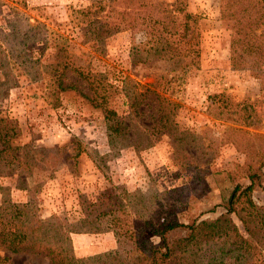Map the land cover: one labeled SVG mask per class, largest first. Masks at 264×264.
Masks as SVG:
<instances>
[{"label":"rangeland","instance_id":"obj_1","mask_svg":"<svg viewBox=\"0 0 264 264\" xmlns=\"http://www.w3.org/2000/svg\"><path fill=\"white\" fill-rule=\"evenodd\" d=\"M183 1L186 10L197 16L199 61L197 68L181 73L167 60L131 58L129 30L108 36L100 47L85 42L70 12L88 0H0L2 125L14 133L10 146L26 145L45 158H39L42 168L30 172L4 166L0 186L12 202H31L40 217L54 214L64 224L79 218L91 201L99 205L98 211L114 210L98 218L99 232L77 233L83 235L79 244L84 252H93L80 255L72 246L77 257L117 247L113 217H119V226L131 229L143 220L157 224L174 217L187 224L214 219L225 211L223 204L233 186L248 183L244 162L254 168L261 160L255 150L264 154V65L231 69L230 29L219 19L218 0ZM9 23L13 32L5 36ZM30 26L34 28L29 30ZM50 29L67 35V58L73 66H85L113 84L124 78L127 85L150 84L165 73L169 80L161 86L178 103L173 119L184 138L163 134L137 150L128 141L112 147L100 109L76 91H60L58 104L51 107L44 80L54 63V49L37 44ZM141 38L140 32L134 34V42ZM29 45L31 51L41 47V54L27 58ZM174 74L180 78H172ZM110 105L118 115L127 109L118 94ZM245 150L251 151L247 157ZM261 181L262 188H255L252 197L264 203V176ZM10 257L13 264H48L40 254Z\"/></svg>","mask_w":264,"mask_h":264},{"label":"trees","instance_id":"obj_2","mask_svg":"<svg viewBox=\"0 0 264 264\" xmlns=\"http://www.w3.org/2000/svg\"><path fill=\"white\" fill-rule=\"evenodd\" d=\"M70 13L74 26L82 28L85 42L91 41L97 47L108 36L129 30L131 58L167 60L181 69V73L198 66V20L186 10L183 0H88L87 5L73 8ZM218 15L229 24L230 68L262 67L264 0H218ZM12 32L9 23L5 36ZM137 32L142 38L134 42ZM25 37L23 43L29 39ZM37 44L54 49V63L49 64L48 77L44 80V95L50 106L58 104L60 91H76L92 107L100 109L110 146L128 141L137 150L149 146L163 134L184 138L173 119L178 103L170 100V94L161 86L169 80L165 73L150 84L127 85L128 79L124 78L116 85L85 66H73L67 58L68 39L63 32L50 29L47 38L38 40ZM40 48L31 51L30 45L27 46L30 52L27 58L33 53L40 55ZM173 77L180 78L175 74ZM116 94L122 96L126 104L122 115L110 105V99ZM3 122L0 117V176L4 175L6 165H14L11 167L21 169L20 172L42 168L44 165L39 161L45 158L36 155V150H29L26 145L10 146L14 133H11L12 128H4ZM7 149H11V153ZM12 150L20 152L15 154ZM245 151L247 157L251 151ZM258 151L255 153L261 160L257 166L253 168L244 162L248 183L233 186L223 204L225 211L214 219L192 220L187 224L174 217L157 224L143 220L131 229L122 228L117 222L119 217H113L111 229L117 247L88 256L74 255L70 234L99 232L95 226L98 218L114 210L98 211L99 205L91 201L86 208L82 207L79 218L64 224L54 214L40 217L31 202H12L0 186V264H13L10 254L19 253L44 255L48 264H264V203L252 197L255 188H262L264 176V154ZM180 232L183 233L180 235ZM150 236L157 237L158 241L154 243Z\"/></svg>","mask_w":264,"mask_h":264},{"label":"crops","instance_id":"obj_3","mask_svg":"<svg viewBox=\"0 0 264 264\" xmlns=\"http://www.w3.org/2000/svg\"><path fill=\"white\" fill-rule=\"evenodd\" d=\"M71 243H72V246L73 248L75 249V251H78V254L80 255H87V254H91L93 252H84V250L81 248L79 242L82 241V237L83 235L82 234H77V233H73L71 234ZM113 245H110V248H112ZM107 248H104L102 250H106Z\"/></svg>","mask_w":264,"mask_h":264}]
</instances>
